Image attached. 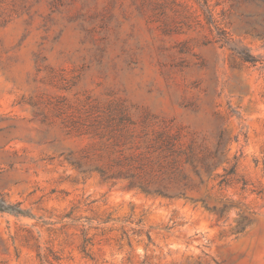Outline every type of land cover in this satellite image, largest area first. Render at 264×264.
Returning <instances> with one entry per match:
<instances>
[{
    "label": "rangeland",
    "instance_id": "374dc122",
    "mask_svg": "<svg viewBox=\"0 0 264 264\" xmlns=\"http://www.w3.org/2000/svg\"><path fill=\"white\" fill-rule=\"evenodd\" d=\"M263 14L0 0V264H264Z\"/></svg>",
    "mask_w": 264,
    "mask_h": 264
},
{
    "label": "trees",
    "instance_id": "16d2710c",
    "mask_svg": "<svg viewBox=\"0 0 264 264\" xmlns=\"http://www.w3.org/2000/svg\"><path fill=\"white\" fill-rule=\"evenodd\" d=\"M257 1H259L260 6L264 7V0H257ZM207 13H209V12H207ZM210 15L211 14L208 15V20L211 21L212 18ZM262 16L264 17V14ZM209 23H213V22H209ZM222 41H223V45H228V43L230 42V39L225 36V38H222ZM235 53L241 59V61L246 63V64L255 65L257 63V61L248 52H246L244 50L243 51H237ZM167 147L169 149H171L170 145H167ZM263 157H264V155H263ZM172 165L174 166V162L172 163ZM204 165H206L207 170L211 166V164L208 162H205ZM193 168L195 169V166H193ZM172 169H174V168H172ZM263 172H264V158H263ZM130 185H133V183H131ZM155 192L159 195H163V196H166L168 198L179 197V196L185 195V193L183 191L176 192V193H170V192L166 191V188H162V189L160 188V189L156 190ZM0 213H11V214L16 215V216H23L25 214V212L19 208L18 204H16V205L7 204L6 200L3 197L0 198Z\"/></svg>",
    "mask_w": 264,
    "mask_h": 264
}]
</instances>
